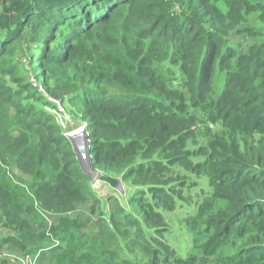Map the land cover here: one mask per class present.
Wrapping results in <instances>:
<instances>
[{
    "label": "trees",
    "instance_id": "obj_1",
    "mask_svg": "<svg viewBox=\"0 0 264 264\" xmlns=\"http://www.w3.org/2000/svg\"><path fill=\"white\" fill-rule=\"evenodd\" d=\"M0 212L30 264H264V0H0Z\"/></svg>",
    "mask_w": 264,
    "mask_h": 264
},
{
    "label": "rangeland",
    "instance_id": "obj_2",
    "mask_svg": "<svg viewBox=\"0 0 264 264\" xmlns=\"http://www.w3.org/2000/svg\"><path fill=\"white\" fill-rule=\"evenodd\" d=\"M60 110L63 111L64 108L60 106ZM63 124L67 130L66 134L70 137L69 139L71 142H75V141L78 143L81 142L80 141L81 133H83L84 136L83 139L85 140V143H87L88 135H86V131L85 133L83 132L85 130V126H84L85 124L83 122H81L80 120H74L73 118L70 117V115L65 113V117H63ZM75 134L77 135L73 136ZM72 136L74 139H72ZM83 161L85 162V165H87L86 170L89 172L87 174L92 177V184L95 189L96 197L100 199V201L103 200V205H105L106 209H110L111 207H113L111 197L115 195L114 192L112 191L114 189H112L108 184L98 179L99 172L93 170V168L90 169L89 159L88 161L87 160H83ZM15 172L17 171L15 170ZM19 174L25 177V175L21 173ZM92 201L93 198H90L88 202L83 203L79 208V212L86 220L87 223L86 230L88 232L96 230L98 213H99L97 208L95 212H92L91 210V206L93 203ZM47 218L53 221L52 216L47 215ZM10 234H12V232L4 224L3 216L0 212V240L2 239V237ZM4 247L5 246L2 247V245L0 244V264H30L33 262V260L29 259L28 257L20 255L17 252L9 251L7 250V248Z\"/></svg>",
    "mask_w": 264,
    "mask_h": 264
},
{
    "label": "water",
    "instance_id": "obj_3",
    "mask_svg": "<svg viewBox=\"0 0 264 264\" xmlns=\"http://www.w3.org/2000/svg\"><path fill=\"white\" fill-rule=\"evenodd\" d=\"M86 130H84L83 132L85 133ZM81 145H79L78 142H72L73 144V149L77 155V158L83 168V170L86 172V173H89L87 170H86V166L85 165V162L83 160H87L89 159V164H90V169L93 168L92 167V161H91V158H90V155L88 154V148H87V143H85V140L83 139L84 136H83V133H81ZM72 139L73 136H72ZM89 168V167H88ZM98 179L106 184H108L112 189H118V190H121L122 187H121V182H120V179L119 178H116V177H112L111 175H108V174H105V173H102V172H99V176H98Z\"/></svg>",
    "mask_w": 264,
    "mask_h": 264
},
{
    "label": "clouds",
    "instance_id": "obj_4",
    "mask_svg": "<svg viewBox=\"0 0 264 264\" xmlns=\"http://www.w3.org/2000/svg\"><path fill=\"white\" fill-rule=\"evenodd\" d=\"M85 130H86V127H85ZM66 134V133H65ZM86 135H88L87 134V131H86ZM66 136L68 137V138H70L67 134H66ZM88 139V138H87ZM87 148H88V140H87ZM88 154H89V149H88Z\"/></svg>",
    "mask_w": 264,
    "mask_h": 264
},
{
    "label": "bare ground",
    "instance_id": "obj_5",
    "mask_svg": "<svg viewBox=\"0 0 264 264\" xmlns=\"http://www.w3.org/2000/svg\"><path fill=\"white\" fill-rule=\"evenodd\" d=\"M76 135H77V134H75V135H73V136H76ZM81 138H82V137H81ZM80 143H81V142H79V145H81Z\"/></svg>",
    "mask_w": 264,
    "mask_h": 264
}]
</instances>
